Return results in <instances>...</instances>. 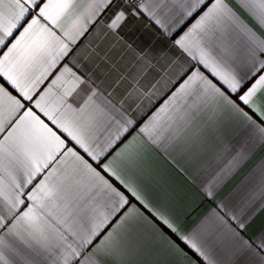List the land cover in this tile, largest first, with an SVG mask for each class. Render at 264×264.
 I'll return each mask as SVG.
<instances>
[{
  "label": "snow or ice",
  "instance_id": "6c2138e0",
  "mask_svg": "<svg viewBox=\"0 0 264 264\" xmlns=\"http://www.w3.org/2000/svg\"><path fill=\"white\" fill-rule=\"evenodd\" d=\"M116 3L0 0V264H128L145 248L143 225L154 264H236L238 254L264 264V232L241 235L248 210L264 207V159L188 232L140 181L144 143L195 153L234 129L205 189L211 197L264 144V0H123L112 11ZM129 17L155 26L177 58L148 89L140 80L155 65L145 60L117 104L75 57L61 61L97 23L118 37ZM161 83L176 87L141 123L125 104L151 106Z\"/></svg>",
  "mask_w": 264,
  "mask_h": 264
},
{
  "label": "crops",
  "instance_id": "0c3cea01",
  "mask_svg": "<svg viewBox=\"0 0 264 264\" xmlns=\"http://www.w3.org/2000/svg\"><path fill=\"white\" fill-rule=\"evenodd\" d=\"M122 2L123 0H117L112 11L121 7ZM109 15L110 13L105 14L102 19L106 22ZM244 18L250 26L256 28L251 18L247 15H244ZM78 45L79 47L61 63H70L75 57L83 66V71L95 81L99 90L104 95L111 93L110 98L117 104L130 89L136 68L145 60L155 65L140 80V86L148 89L159 79L160 70L177 58L175 50L171 48V41L155 26L149 25L143 17L139 19L129 17L119 30L118 37L97 23L80 38ZM47 83L49 81L40 85L38 90H42ZM165 87L167 85L164 83L158 86L156 95L151 98V106L147 99L135 103L130 100L125 104V108L143 123L176 85H172L167 92ZM235 135L236 130L233 129L225 133L222 143H211L195 153L180 154L173 151L170 156L144 143L147 174L141 176L140 181L145 196L151 204L165 211L182 232L190 231L216 210L218 205L229 201L246 182L260 160L264 159V144H261L239 169L215 188L211 197L206 195V187L219 171V153L225 145H232ZM248 213L250 219L247 220L241 235L251 241L264 232V207H260L258 202L248 210ZM149 228L148 225L142 226L140 236L145 240V248L131 252L128 264H154V258L147 251L148 247H155ZM244 259L243 255L238 254L235 257L236 264H243Z\"/></svg>",
  "mask_w": 264,
  "mask_h": 264
}]
</instances>
